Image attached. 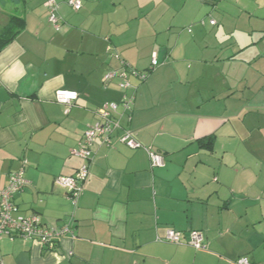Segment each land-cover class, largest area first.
<instances>
[{"label": "crops", "instance_id": "1", "mask_svg": "<svg viewBox=\"0 0 264 264\" xmlns=\"http://www.w3.org/2000/svg\"><path fill=\"white\" fill-rule=\"evenodd\" d=\"M46 1L0 0V35L24 20L0 51V190L23 169L15 217L71 222L74 237L53 252L5 237L0 264H264V0H84L80 11L57 0L60 30ZM124 65L147 74L129 79L131 110L122 79L104 80ZM59 90L79 99L59 104ZM111 102L144 148L119 143L122 131L96 139L74 207L54 181L81 168L72 151ZM168 230L184 243L160 241ZM191 231L205 251L186 243Z\"/></svg>", "mask_w": 264, "mask_h": 264}, {"label": "built area", "instance_id": "2", "mask_svg": "<svg viewBox=\"0 0 264 264\" xmlns=\"http://www.w3.org/2000/svg\"><path fill=\"white\" fill-rule=\"evenodd\" d=\"M83 2L84 0H67L68 6L73 11H80L83 8ZM45 6L49 11L50 23L55 29L60 30L62 25L58 17V1L47 0ZM210 24L216 26L217 22L211 20ZM116 58L119 59L118 56H116ZM159 65L160 62L155 53L152 58V69L157 68ZM125 67L121 70L112 71L107 74L104 79L105 83L119 77L122 79L120 88L126 91L131 87L129 77H137L141 81L147 79L146 74L139 73L128 67V69H125ZM78 99L79 95L76 92L59 90L55 93V101L67 107H70ZM133 101V97L125 96L123 100V106L125 109L130 110ZM118 110L119 105L116 103H106L98 109L97 123L88 127L79 146L72 151L74 156L83 161V165L77 171L75 176H59L54 181L57 187L66 192L68 199L74 207L78 205V201L84 192V185L90 176V162L93 159L92 147L96 139L101 138L104 139L105 143L111 144L117 134L122 131V135L118 137L119 143H122L131 149L144 148V146L135 138L131 130L122 127ZM147 152L150 156L153 167L165 166V159L160 152L152 150H148ZM27 185L28 181L26 180L24 170L22 169L20 172L11 174L9 184L3 190H0V244L5 237L12 241L16 238H22L26 241H37L43 246V248L53 252L56 250L58 242L61 239L70 236L74 237L71 222L65 223L62 226L47 225L38 214L16 218L15 214L18 212V208L14 204V196L24 191ZM160 241H166L177 245L184 243L183 234L174 230H168L165 239ZM186 243L197 250L205 251L207 249L203 234L199 231L189 232L188 241H186ZM237 264H250V262L247 259L242 258Z\"/></svg>", "mask_w": 264, "mask_h": 264}, {"label": "trees", "instance_id": "3", "mask_svg": "<svg viewBox=\"0 0 264 264\" xmlns=\"http://www.w3.org/2000/svg\"><path fill=\"white\" fill-rule=\"evenodd\" d=\"M24 25V20L20 19L18 17H12L11 22L9 23V25L5 28L4 32L2 35H0V51L7 46L9 43H11L13 41V39L19 34V32L21 31V29L23 28ZM126 65H124L122 68H124ZM125 69H128L127 67H125ZM135 70V69H133ZM140 73V72H139ZM145 74V73H142ZM147 75V74H146ZM130 79V77H129ZM124 96H123V100L125 96L128 97H132L127 95V90L124 91ZM111 103H115V102H111ZM118 104V103H116ZM120 107V104H118ZM121 105L123 106V101L121 102ZM102 107V106H101ZM124 107V106H123ZM125 108V107H124ZM127 110V109H126ZM131 110V107H130ZM129 130V129H128ZM118 135V134H117ZM117 137V136H116ZM115 137V138H116ZM114 138V139H115ZM113 139V141H114ZM201 143L205 144V146L209 147L210 150H212V145L214 143V137H209L208 139H203L200 141ZM76 175V174H75ZM74 175V176H75ZM46 251H48L46 248H44ZM50 252V251H48Z\"/></svg>", "mask_w": 264, "mask_h": 264}, {"label": "rangeland", "instance_id": "4", "mask_svg": "<svg viewBox=\"0 0 264 264\" xmlns=\"http://www.w3.org/2000/svg\"><path fill=\"white\" fill-rule=\"evenodd\" d=\"M264 46V41H263V43L261 44V46ZM260 54V53H259ZM262 87H264V82L263 83H260V84H258V88H262ZM263 96H264V94H262Z\"/></svg>", "mask_w": 264, "mask_h": 264}]
</instances>
